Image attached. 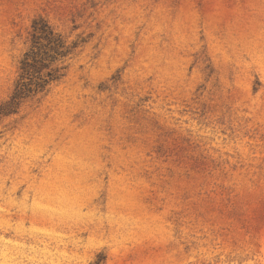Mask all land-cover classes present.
Segmentation results:
<instances>
[{"label": "rangeland", "instance_id": "obj_1", "mask_svg": "<svg viewBox=\"0 0 264 264\" xmlns=\"http://www.w3.org/2000/svg\"><path fill=\"white\" fill-rule=\"evenodd\" d=\"M35 19L77 47L0 115V264H264V0H0V104Z\"/></svg>", "mask_w": 264, "mask_h": 264}, {"label": "trees", "instance_id": "obj_2", "mask_svg": "<svg viewBox=\"0 0 264 264\" xmlns=\"http://www.w3.org/2000/svg\"><path fill=\"white\" fill-rule=\"evenodd\" d=\"M32 26L31 44L20 61L19 77L9 100L0 104V115L14 112L25 99L61 80L65 66H58L57 62L77 47V43L67 45L63 35L43 19H35Z\"/></svg>", "mask_w": 264, "mask_h": 264}]
</instances>
